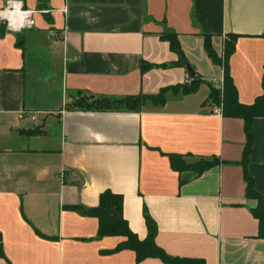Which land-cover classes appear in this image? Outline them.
<instances>
[{
    "label": "crops",
    "instance_id": "crops-1",
    "mask_svg": "<svg viewBox=\"0 0 264 264\" xmlns=\"http://www.w3.org/2000/svg\"><path fill=\"white\" fill-rule=\"evenodd\" d=\"M17 1L34 12L31 29L11 33L0 25V264H163L136 263L131 250L107 252L122 237L97 238V219L85 212L104 190L122 195L123 217L139 239L147 234L145 207L157 226L156 245L172 257L264 264L240 165L243 121L202 106L223 71L206 56L200 35H211L218 56L225 36L238 35L229 70L238 101L251 104L261 94L264 0ZM165 31L178 34L187 63L204 80L195 93L169 92L163 106L146 104L136 113L72 106L83 96L155 94L185 83L183 67L140 72L142 62L177 60L159 38ZM26 40L46 43L48 56L29 102ZM48 79L51 89L69 93L67 107L35 105L36 93L49 91L37 84ZM251 133L246 171L264 208V118L252 121ZM168 154L225 163L180 186Z\"/></svg>",
    "mask_w": 264,
    "mask_h": 264
},
{
    "label": "trees",
    "instance_id": "trees-1",
    "mask_svg": "<svg viewBox=\"0 0 264 264\" xmlns=\"http://www.w3.org/2000/svg\"><path fill=\"white\" fill-rule=\"evenodd\" d=\"M3 28V26H2ZM203 38V49L208 59L223 71L222 83L219 87L209 86V93L202 102V106L212 105L220 109L224 118H238L243 121L245 143L243 145L242 159L240 165L243 168L245 182V198L253 202L250 213L257 220L258 231L256 238L264 239V208L262 196L256 191L254 181L248 176L246 166L252 146V121L255 118H264V65L261 75V94L258 95L251 104H242L238 101L236 87L233 83L229 70V58L234 52L238 35L227 34L223 41V52L218 56L211 43V35L200 34ZM161 41L168 43L171 52L176 54L177 60L164 64H149L142 62L140 72L143 74L151 69H167L173 67L185 68L187 62L181 49L178 34L173 31H165L159 34ZM188 81L183 84L165 86L155 94L127 95L121 97L99 96L92 100H87L86 96L79 97L73 102V107L84 111L96 112H140L146 104L154 107H161L165 104L166 95L174 94L189 95L195 93L200 84L204 82L201 76L188 75ZM80 93V92H79ZM170 168L178 173L179 185L188 182L194 175L200 176L213 167H217L224 161L217 157L210 159L197 158L195 161H187L183 155L168 154ZM73 209L79 210V207ZM84 210V209H83ZM86 215L97 219V238L102 237H122V241L112 250L114 253L122 250H131L135 254V262L148 258L159 259L163 264H205L199 258H178L166 254L156 245L155 238L157 226L149 215L147 209L143 207L142 216L146 225L147 234L144 239H139L134 234L127 221L123 217V197L114 194L110 190H104L99 194L98 204L95 207L85 209Z\"/></svg>",
    "mask_w": 264,
    "mask_h": 264
},
{
    "label": "rangeland",
    "instance_id": "rangeland-1",
    "mask_svg": "<svg viewBox=\"0 0 264 264\" xmlns=\"http://www.w3.org/2000/svg\"><path fill=\"white\" fill-rule=\"evenodd\" d=\"M35 30L37 29L34 28L33 31ZM37 31L44 32L41 29H38ZM45 42H46V38H45ZM19 43L20 42H17V45H19ZM24 45L26 46L23 49L24 56H25V63H27L26 64L27 68H28V65L29 67L31 66V69L25 72V100L26 102H29L31 99V94L34 93L33 80L35 76L42 75L43 79L45 77L43 73L46 71L48 67V62L46 61L48 56L45 51V48H43L44 45H46V43L36 42L34 44L36 46H29L26 40ZM57 60L58 59L53 60V62H55V65H57ZM37 85L38 86L41 85L42 88H44V90H46L45 88L47 87L49 91H46L45 95L36 93V104H35L36 106L52 107L53 105H58V107L65 108L67 107V103L71 101V97L69 96V93L63 94L61 91L58 90L57 87L55 89H51L49 79L47 80L46 84L38 83ZM46 95H48L49 97H47ZM49 98L50 100H48ZM38 116H40V114H38L36 117ZM34 124H36V122H34Z\"/></svg>",
    "mask_w": 264,
    "mask_h": 264
},
{
    "label": "built area",
    "instance_id": "built-area-1",
    "mask_svg": "<svg viewBox=\"0 0 264 264\" xmlns=\"http://www.w3.org/2000/svg\"><path fill=\"white\" fill-rule=\"evenodd\" d=\"M34 11L22 7L20 1L7 0L0 8V25L4 30L11 33H18L33 27L32 14ZM13 17L10 19V16ZM188 81V80H187Z\"/></svg>",
    "mask_w": 264,
    "mask_h": 264
},
{
    "label": "water",
    "instance_id": "water-1",
    "mask_svg": "<svg viewBox=\"0 0 264 264\" xmlns=\"http://www.w3.org/2000/svg\"><path fill=\"white\" fill-rule=\"evenodd\" d=\"M185 68H186V71H187L188 75H190V76L194 75V72L192 71V68L190 67V65L187 62L185 63Z\"/></svg>",
    "mask_w": 264,
    "mask_h": 264
},
{
    "label": "bare ground",
    "instance_id": "bare-ground-1",
    "mask_svg": "<svg viewBox=\"0 0 264 264\" xmlns=\"http://www.w3.org/2000/svg\"><path fill=\"white\" fill-rule=\"evenodd\" d=\"M13 17V15L10 16V19Z\"/></svg>",
    "mask_w": 264,
    "mask_h": 264
}]
</instances>
